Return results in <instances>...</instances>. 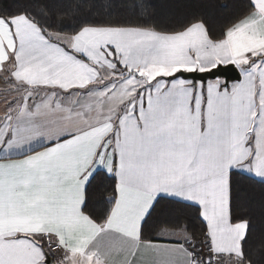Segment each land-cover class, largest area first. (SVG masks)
<instances>
[{
	"label": "crops",
	"instance_id": "obj_1",
	"mask_svg": "<svg viewBox=\"0 0 264 264\" xmlns=\"http://www.w3.org/2000/svg\"><path fill=\"white\" fill-rule=\"evenodd\" d=\"M250 3L220 41L194 24L85 28L63 44L23 16L0 18V113L22 115L0 126V264H45V253L52 264H197L184 231L142 239L158 198L199 210L209 264H241L246 224L230 220L229 176L264 182V0ZM229 63L241 78L227 86L167 80ZM102 69L141 83L97 93ZM99 98L111 117L88 118ZM52 112L62 123H48ZM99 171L115 181L102 224L82 212Z\"/></svg>",
	"mask_w": 264,
	"mask_h": 264
},
{
	"label": "trees",
	"instance_id": "obj_2",
	"mask_svg": "<svg viewBox=\"0 0 264 264\" xmlns=\"http://www.w3.org/2000/svg\"><path fill=\"white\" fill-rule=\"evenodd\" d=\"M253 10L250 0H0V18L23 16L47 35L75 36L85 28H135L177 34L201 24L212 41ZM115 200L113 176L95 172L85 190L82 212L104 223ZM232 223H245L241 264H264V182L238 172L229 176ZM184 231L197 264H209L207 230L199 210L168 198H158L141 226L142 239L155 232Z\"/></svg>",
	"mask_w": 264,
	"mask_h": 264
},
{
	"label": "rangeland",
	"instance_id": "obj_3",
	"mask_svg": "<svg viewBox=\"0 0 264 264\" xmlns=\"http://www.w3.org/2000/svg\"><path fill=\"white\" fill-rule=\"evenodd\" d=\"M51 36L54 37L55 40H57L58 42H61L63 44H66L68 39H69V38H66L64 36H57V35H55V36L51 35ZM101 73H102V76L96 85V89H98V88H101V89L98 92L96 91L97 93L104 92L106 94L108 92H111V94H109V96H111L112 94L114 95L115 93L119 92L120 93L119 95L122 96V95H124V93L129 92L132 88H133L132 90H134L135 87L138 86L139 83H141V82H139V80L138 81L134 80V82L120 81L121 79L118 77V74H122L123 72L119 71V70H117V71L113 70L111 72H108L107 70L102 69ZM147 73H148V70L142 71L139 74L133 73V75L143 76L145 78L146 77L145 74H147ZM114 100L115 99H112V104L115 102ZM96 102L100 103L101 105H98V107H96V110L94 111V113L88 114L87 115L88 118H98L99 120H102L105 116L111 117L110 114L106 113L110 107L109 105H106L108 100L103 102V99L99 98ZM51 107H55L54 103H51ZM51 107H49V108H51ZM10 110H12V109H10ZM15 111L17 112V110H14V111L12 110L9 113L8 112L7 113H0V126L2 124L3 126L6 127L8 125V119L10 120L12 117H14L17 121V119H19L18 117L22 116V115H19L18 113H15ZM68 112H73V109H69ZM24 116H26V114L23 115V117ZM48 117H49V118H47L48 123H49V121L53 122L52 123L53 126L59 125V124H56L54 122V120L57 123H62V121L60 120L62 118V115H60V118H59L58 115L55 114V112H52L51 115L50 114L48 115ZM65 129H67V127H65ZM28 133H33V130L28 131ZM160 237L164 238V239H174V240L180 239V240H182L185 237V234L182 233L181 231H178V232L163 231L160 234ZM54 264H56V263L54 262Z\"/></svg>",
	"mask_w": 264,
	"mask_h": 264
},
{
	"label": "water",
	"instance_id": "obj_4",
	"mask_svg": "<svg viewBox=\"0 0 264 264\" xmlns=\"http://www.w3.org/2000/svg\"><path fill=\"white\" fill-rule=\"evenodd\" d=\"M177 78L191 81L192 84L201 83L202 85H205L208 81L220 79L223 80L224 85L227 86L231 83L240 81L241 77L237 67L234 64L229 63L226 65H217L216 67L205 72L179 71L174 75L167 77V80L177 79ZM44 257H45V261H44L45 264H52V260L50 259L47 253L44 254Z\"/></svg>",
	"mask_w": 264,
	"mask_h": 264
},
{
	"label": "built area",
	"instance_id": "obj_5",
	"mask_svg": "<svg viewBox=\"0 0 264 264\" xmlns=\"http://www.w3.org/2000/svg\"><path fill=\"white\" fill-rule=\"evenodd\" d=\"M52 249V251H55L57 248L56 247H53V248H51Z\"/></svg>",
	"mask_w": 264,
	"mask_h": 264
}]
</instances>
